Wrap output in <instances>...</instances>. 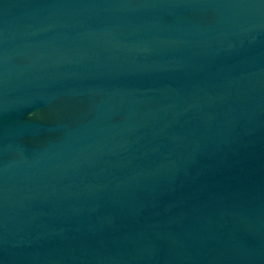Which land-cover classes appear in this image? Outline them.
<instances>
[{"label":"water","instance_id":"water-1","mask_svg":"<svg viewBox=\"0 0 264 264\" xmlns=\"http://www.w3.org/2000/svg\"><path fill=\"white\" fill-rule=\"evenodd\" d=\"M0 264H264V0H0Z\"/></svg>","mask_w":264,"mask_h":264}]
</instances>
